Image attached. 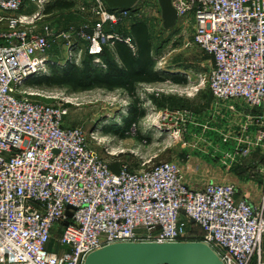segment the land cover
<instances>
[{
	"label": "built area",
	"instance_id": "built-area-1",
	"mask_svg": "<svg viewBox=\"0 0 264 264\" xmlns=\"http://www.w3.org/2000/svg\"><path fill=\"white\" fill-rule=\"evenodd\" d=\"M85 1L80 11L91 20L54 37L49 26H36L50 0H0V264H83L105 245L140 241H200L224 264H264V184L255 204L236 198L232 184L192 188L173 161L114 171L81 126L64 124L62 101L20 92L57 66L47 55L53 39L67 42L66 66H79L87 53L105 69L104 46L135 45L129 34L104 33L103 26L136 17L144 1L161 13L158 0L123 11ZM172 4L177 23L192 25L194 44L211 57L213 98L243 101L257 127V139H238L244 145L236 153L247 157L257 146L264 152V0Z\"/></svg>",
	"mask_w": 264,
	"mask_h": 264
},
{
	"label": "rangeland",
	"instance_id": "rangeland-1",
	"mask_svg": "<svg viewBox=\"0 0 264 264\" xmlns=\"http://www.w3.org/2000/svg\"><path fill=\"white\" fill-rule=\"evenodd\" d=\"M55 1L70 3L71 7L48 12ZM85 4V0H50L43 17L36 22L37 29L47 25L56 37L66 34L70 27L87 24L91 17L80 11ZM138 5L140 11L136 17L117 27L105 24L103 32L127 35L132 21L139 20L149 28L153 69L162 80L137 86L140 104L136 107L144 110L142 118H130L129 113L135 106L121 89L71 90L48 85L43 79L46 74L42 76V84H35L40 80L37 78L24 85L20 92L38 90L41 96L29 98L45 103L62 101L68 110L64 124L81 126L87 133L89 145L110 163L134 170L152 163L173 161L192 188L200 189L209 183L232 184L236 198L259 203L264 184V152L257 146L253 158L254 154L244 157L236 153L244 145L238 139H257V127L230 124L229 113L220 107L242 109L243 101L219 102L213 98L206 81L211 57L194 44L192 25L186 26L180 21L173 29L165 30L154 3L144 1ZM34 9L32 6L29 11L33 13ZM108 48L104 46L103 50ZM66 50L64 37L53 39L47 55L58 63L55 68L67 67L63 63ZM83 54L82 58L88 55ZM185 111L192 112L191 117H187ZM193 229L197 232V228Z\"/></svg>",
	"mask_w": 264,
	"mask_h": 264
},
{
	"label": "trees",
	"instance_id": "trees-1",
	"mask_svg": "<svg viewBox=\"0 0 264 264\" xmlns=\"http://www.w3.org/2000/svg\"><path fill=\"white\" fill-rule=\"evenodd\" d=\"M71 7L70 3L55 1L48 12ZM129 35L131 36L135 51L124 42L116 41L109 50H103L102 59L106 68H97L93 65L94 57L86 55L79 66L69 65L64 68H53L50 77H45L48 85L68 87L71 90H88L101 88L109 91L121 89L127 93L135 108L129 113L132 120H138L145 115L144 110L136 106L140 104L137 97V86L141 83H154L162 77L153 69V45L147 24L143 21H132ZM36 85L44 80L40 77ZM179 82V81H177ZM114 171L119 170L117 163H110ZM198 232V231H197Z\"/></svg>",
	"mask_w": 264,
	"mask_h": 264
},
{
	"label": "water",
	"instance_id": "water-1",
	"mask_svg": "<svg viewBox=\"0 0 264 264\" xmlns=\"http://www.w3.org/2000/svg\"><path fill=\"white\" fill-rule=\"evenodd\" d=\"M110 11L132 10L139 0H102ZM165 30L177 24L172 0H158ZM70 217L71 213L68 212ZM193 223V220H191ZM68 224V221L65 222ZM83 264H224L217 253L200 241L115 242L87 255Z\"/></svg>",
	"mask_w": 264,
	"mask_h": 264
},
{
	"label": "crops",
	"instance_id": "crops-1",
	"mask_svg": "<svg viewBox=\"0 0 264 264\" xmlns=\"http://www.w3.org/2000/svg\"><path fill=\"white\" fill-rule=\"evenodd\" d=\"M220 107L222 109L225 108V111L229 113L228 120H229L230 124H233V123H240L243 125H245V124L249 125L250 124L247 117H246L247 113H245V110L243 107H241L242 109H240V108L238 109L234 106L227 107V105L226 106L221 105ZM199 113H201V110L199 111ZM190 115H192V112H190ZM254 153L257 154V151L256 150L253 151L252 154H254ZM255 154L252 155V158H253V156H255ZM194 228H196V227L194 226Z\"/></svg>",
	"mask_w": 264,
	"mask_h": 264
},
{
	"label": "bare ground",
	"instance_id": "bare-ground-1",
	"mask_svg": "<svg viewBox=\"0 0 264 264\" xmlns=\"http://www.w3.org/2000/svg\"><path fill=\"white\" fill-rule=\"evenodd\" d=\"M54 67V66H53ZM176 134V133H175Z\"/></svg>",
	"mask_w": 264,
	"mask_h": 264
}]
</instances>
